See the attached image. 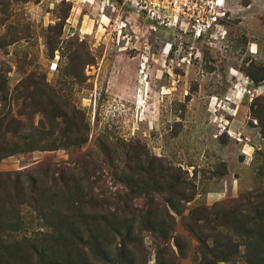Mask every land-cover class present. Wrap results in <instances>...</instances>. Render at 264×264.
Instances as JSON below:
<instances>
[{
  "label": "rangeland",
  "instance_id": "rangeland-1",
  "mask_svg": "<svg viewBox=\"0 0 264 264\" xmlns=\"http://www.w3.org/2000/svg\"><path fill=\"white\" fill-rule=\"evenodd\" d=\"M156 2L139 10L117 0H0L1 143L46 115L56 120L54 133L71 124L68 134L80 136L89 127L80 147L3 156L0 186L17 180L5 173L48 166L49 183L55 167L67 175L80 171L112 195L120 186L107 162L114 152L120 166L148 154L156 164L180 168L194 191L185 214L196 206L220 210L263 185L257 166L264 163L258 154L264 155V0H194L199 12L185 6L186 17ZM19 179L25 187L26 176ZM36 214L21 207L27 232L39 226ZM175 219L180 247L173 238L171 248L157 247L146 234V264L209 262L207 249ZM214 233L234 234L221 226ZM243 253L242 246L239 264ZM140 254L133 264L141 263Z\"/></svg>",
  "mask_w": 264,
  "mask_h": 264
},
{
  "label": "trees",
  "instance_id": "trees-1",
  "mask_svg": "<svg viewBox=\"0 0 264 264\" xmlns=\"http://www.w3.org/2000/svg\"><path fill=\"white\" fill-rule=\"evenodd\" d=\"M4 85L1 79L0 102L6 99ZM49 100L55 102L53 98ZM44 117L29 132L11 136V143L6 144L8 137L4 144L0 140V158L26 150L80 147L86 142L87 125L85 134L80 136L73 132L74 136L68 134L71 124L54 133L55 118ZM62 122L67 124L65 119ZM261 134L264 136V130ZM117 153L107 161L114 182L120 184L112 195L105 192L99 180H91L89 175L84 180L80 171L72 170L67 175L55 167L59 173L56 176V171H52L50 183L45 179L48 166L27 174L5 173L8 177L14 175L17 180H4L5 187L0 186V191L5 189L4 196L0 194L3 197L0 201V264H133L138 251L143 258L139 264H146V234L157 247L171 248L172 238L174 245L180 247L174 236L175 216L180 218L184 230L207 249L204 258L208 256L210 260L202 264L220 261L239 264L236 257L242 246L243 264H264V183L228 203H221L220 210L196 206L185 214V203L193 197L194 191L193 185L181 177L180 168L156 164L157 158L148 154L138 155L140 158L136 157L134 164H131L133 158L128 157L120 166L114 161L118 160ZM258 154L264 157L263 153ZM257 171L258 177L264 179V163L257 166ZM20 174L26 176L25 187L18 180ZM23 206L37 213L33 220L37 219L39 226L29 232L27 222L24 224L20 215ZM218 226L241 239L235 241L228 233H214L213 237L212 232ZM251 235H257L260 244L259 238L251 240ZM211 237L215 238L214 242Z\"/></svg>",
  "mask_w": 264,
  "mask_h": 264
},
{
  "label": "built area",
  "instance_id": "built-area-1",
  "mask_svg": "<svg viewBox=\"0 0 264 264\" xmlns=\"http://www.w3.org/2000/svg\"><path fill=\"white\" fill-rule=\"evenodd\" d=\"M117 1H121L124 4H128L130 6L136 5L138 7L139 10L142 9H146L148 7H154V5L158 4L156 2V0H117ZM165 2H168L172 8L171 10H174L175 12H178L179 14H182L184 17H186L187 15H185V6L188 8L187 10H192L193 14H195L196 12H199V8L197 6V3L194 2H190L189 0H185V1H181L179 2V4L177 5V7H173V5H175L177 0H164ZM153 2H155L153 4ZM186 2V3H184ZM152 5V6H151ZM149 9V8H148ZM211 18L216 19V16L214 14L210 15ZM194 21L200 25V23H203V18L197 16L194 18ZM201 32V31H200ZM199 30L197 31V35H199Z\"/></svg>",
  "mask_w": 264,
  "mask_h": 264
},
{
  "label": "bare ground",
  "instance_id": "bare-ground-1",
  "mask_svg": "<svg viewBox=\"0 0 264 264\" xmlns=\"http://www.w3.org/2000/svg\"><path fill=\"white\" fill-rule=\"evenodd\" d=\"M218 6H219V4H218Z\"/></svg>",
  "mask_w": 264,
  "mask_h": 264
}]
</instances>
